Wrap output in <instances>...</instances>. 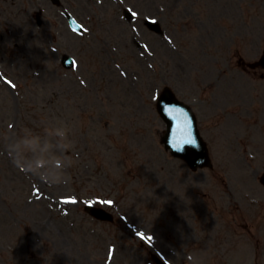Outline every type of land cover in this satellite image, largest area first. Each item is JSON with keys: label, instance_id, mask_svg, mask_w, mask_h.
<instances>
[{"label": "rangeland", "instance_id": "1", "mask_svg": "<svg viewBox=\"0 0 264 264\" xmlns=\"http://www.w3.org/2000/svg\"><path fill=\"white\" fill-rule=\"evenodd\" d=\"M29 1L0 0V264H155L152 251L170 264H264V0H127L137 40L111 1L65 0L89 17L83 36L45 35ZM165 85L194 107L213 168L165 149ZM33 137L35 153L14 148ZM89 202L115 221L89 216Z\"/></svg>", "mask_w": 264, "mask_h": 264}, {"label": "water", "instance_id": "2", "mask_svg": "<svg viewBox=\"0 0 264 264\" xmlns=\"http://www.w3.org/2000/svg\"><path fill=\"white\" fill-rule=\"evenodd\" d=\"M173 101L169 92L163 94L160 100V111L165 118H169L173 122L170 127V130L172 128L171 139L165 138V141L173 146L175 153L188 158L194 168L208 164L206 145L195 131L190 113L187 112L182 103ZM91 210L99 216H105L102 211L94 208Z\"/></svg>", "mask_w": 264, "mask_h": 264}, {"label": "clouds", "instance_id": "3", "mask_svg": "<svg viewBox=\"0 0 264 264\" xmlns=\"http://www.w3.org/2000/svg\"><path fill=\"white\" fill-rule=\"evenodd\" d=\"M57 135L61 137V140H63L66 136V133L62 130L58 131L57 132ZM33 141H37L38 142V139L33 137L31 139L29 138H24V139H21L19 140L15 145H14V148L17 150V151H20L21 153L23 152H26V151H32L33 153L36 152V147L33 143ZM64 145L62 144L61 145V148H63ZM49 149H51V145H45L44 146V149L42 150L43 152H47ZM62 166H63V162H62Z\"/></svg>", "mask_w": 264, "mask_h": 264}, {"label": "flooded vegetation", "instance_id": "4", "mask_svg": "<svg viewBox=\"0 0 264 264\" xmlns=\"http://www.w3.org/2000/svg\"><path fill=\"white\" fill-rule=\"evenodd\" d=\"M22 2H24V0H21ZM13 4H17V0H12Z\"/></svg>", "mask_w": 264, "mask_h": 264}, {"label": "snow or ice", "instance_id": "5", "mask_svg": "<svg viewBox=\"0 0 264 264\" xmlns=\"http://www.w3.org/2000/svg\"><path fill=\"white\" fill-rule=\"evenodd\" d=\"M153 22H155V21H153ZM75 201H73V203H74ZM106 203H111L110 201H107Z\"/></svg>", "mask_w": 264, "mask_h": 264}]
</instances>
